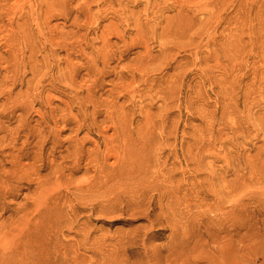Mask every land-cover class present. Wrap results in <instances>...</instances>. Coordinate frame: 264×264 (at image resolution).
<instances>
[{
    "label": "rangeland",
    "instance_id": "1",
    "mask_svg": "<svg viewBox=\"0 0 264 264\" xmlns=\"http://www.w3.org/2000/svg\"><path fill=\"white\" fill-rule=\"evenodd\" d=\"M0 264H264V0H0Z\"/></svg>",
    "mask_w": 264,
    "mask_h": 264
},
{
    "label": "bare ground",
    "instance_id": "2",
    "mask_svg": "<svg viewBox=\"0 0 264 264\" xmlns=\"http://www.w3.org/2000/svg\"><path fill=\"white\" fill-rule=\"evenodd\" d=\"M118 156V155H117ZM122 165V164H121ZM105 182V181H104Z\"/></svg>",
    "mask_w": 264,
    "mask_h": 264
}]
</instances>
